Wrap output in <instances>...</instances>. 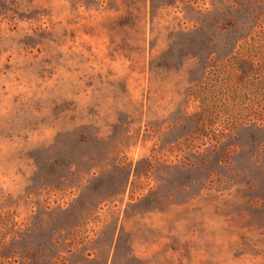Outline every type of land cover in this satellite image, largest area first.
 <instances>
[{
    "label": "rangeland",
    "instance_id": "1",
    "mask_svg": "<svg viewBox=\"0 0 264 264\" xmlns=\"http://www.w3.org/2000/svg\"><path fill=\"white\" fill-rule=\"evenodd\" d=\"M263 94L264 0H0V264H264Z\"/></svg>",
    "mask_w": 264,
    "mask_h": 264
},
{
    "label": "trees",
    "instance_id": "2",
    "mask_svg": "<svg viewBox=\"0 0 264 264\" xmlns=\"http://www.w3.org/2000/svg\"><path fill=\"white\" fill-rule=\"evenodd\" d=\"M236 78L241 81V83H247L249 78L248 75L253 67L256 65L255 59L249 54H243L240 58L236 59ZM254 95L253 92L242 90L239 94L240 99H246L252 97ZM264 96V94H263ZM254 100V98H251ZM262 101H258L251 105H245L241 108L239 113V117H241V121L250 120L253 122H264V97L261 99ZM214 102L204 103L203 106H199L200 110L193 113V116L203 115L206 118L208 123H212L216 118ZM227 108H222L220 111L226 112ZM20 232V228L17 226V222L13 215H11L10 210H4L0 212V261L10 258L14 256V250H8L6 244H11V242L16 238L17 234ZM38 252H30L27 251L23 255L25 257V261L29 260V257H33L37 255Z\"/></svg>",
    "mask_w": 264,
    "mask_h": 264
}]
</instances>
